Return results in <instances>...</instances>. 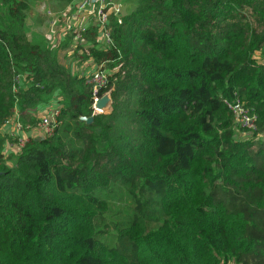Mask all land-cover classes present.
<instances>
[{"label":"trees","instance_id":"16d2710c","mask_svg":"<svg viewBox=\"0 0 264 264\" xmlns=\"http://www.w3.org/2000/svg\"><path fill=\"white\" fill-rule=\"evenodd\" d=\"M31 1L0 0V264H264V0H133L68 62L27 36ZM56 98L52 133L6 156L14 111L32 126Z\"/></svg>","mask_w":264,"mask_h":264},{"label":"built area","instance_id":"2783aa9c","mask_svg":"<svg viewBox=\"0 0 264 264\" xmlns=\"http://www.w3.org/2000/svg\"><path fill=\"white\" fill-rule=\"evenodd\" d=\"M88 12L90 20L92 19L95 23L98 24V36L97 43L100 49L108 48L111 43V34L108 27V20L111 14H119L121 12V4L116 3L114 0H80L74 7L75 17L80 16L81 14ZM48 16L54 17L52 12L47 13ZM52 19V21H55ZM69 32L74 35V46L77 45L78 40L80 39L79 31L81 29H76L75 27H70ZM82 41V40H81ZM102 65H97L96 68L91 71L89 74L84 75L86 83L92 86L93 91V109L96 113H102L107 110V108H98L96 107L97 101L105 94H100V90L105 88L108 83V72L102 68ZM23 76L18 73L14 76V85L13 90L16 91L19 84L22 82ZM58 99H55V107L52 106L49 111L43 116L37 118V122L34 125H24L19 119V113L14 111L12 118L5 124L9 126V130L5 134L7 137L15 138L16 141L12 143L11 150L12 153H16L18 150L23 148L32 136L28 135L29 131L33 129L40 130L42 136H48L52 133L55 125L57 124V116L59 114ZM54 101V100H53ZM227 107L234 113L236 121L244 126L253 128L252 121L254 116H252L239 99L234 101H224ZM6 143H9L7 141Z\"/></svg>","mask_w":264,"mask_h":264},{"label":"crops","instance_id":"0c3cea01","mask_svg":"<svg viewBox=\"0 0 264 264\" xmlns=\"http://www.w3.org/2000/svg\"><path fill=\"white\" fill-rule=\"evenodd\" d=\"M80 0H33L30 2L31 9L26 18L25 22V32L28 37L34 38L44 44H52L55 46H60L59 56L61 58L71 55L74 49V40H71L72 34L69 32L70 27H75L76 29L84 30L88 28L94 21L89 17V13L85 12L78 17L73 16L74 7ZM116 1V0H114ZM130 1V3H129ZM133 4V0H127V5H125L124 13L128 12L131 8L130 5ZM56 11L57 18L52 21L48 16V12ZM66 44L63 46V44ZM89 44L88 40H82L80 45L85 47ZM69 57V56H68ZM70 60V59H69ZM71 70L79 76H84L89 74L96 68V63L92 58L80 61L79 59H73L70 62ZM55 100L48 104H42L35 109L34 115L38 118L43 116L49 111V109L54 106ZM109 106L107 105V109ZM9 130L8 125H4L1 128L3 133ZM29 136L32 138H38L42 136L40 130L33 129L28 132ZM12 142L5 143L3 152L6 156L12 154L11 150Z\"/></svg>","mask_w":264,"mask_h":264},{"label":"rangeland","instance_id":"374dc122","mask_svg":"<svg viewBox=\"0 0 264 264\" xmlns=\"http://www.w3.org/2000/svg\"><path fill=\"white\" fill-rule=\"evenodd\" d=\"M116 3L121 4V12H124V11H125L124 7H125V5H127V0H116ZM129 3H130V1H129ZM130 6H131V5H130ZM53 12H54V13H53V16H54V17H50V16H49V18H51V19L54 20V18H57V15H56V13H55L56 11H53ZM94 23H95V22H94ZM94 23H92V24H94ZM92 24H91V25H92ZM84 30H85V29H84ZM60 58H61V57H60ZM70 58H71V57H67V56H66V58H65V57H64V58H61V60L64 61V62H66V61L68 62ZM107 95L109 96V93H107ZM109 104H110V98H109L108 106H109ZM236 122H237V121H236ZM250 129H253V128H249V127H248V131L245 132L243 136H245V135H249V134H250ZM241 132H243V131H242V130H241L240 132L238 131V133L235 135V137H236L237 139L240 138V133H241ZM241 138H242V137H241ZM241 138H240V139H241Z\"/></svg>","mask_w":264,"mask_h":264},{"label":"water","instance_id":"95a60500","mask_svg":"<svg viewBox=\"0 0 264 264\" xmlns=\"http://www.w3.org/2000/svg\"><path fill=\"white\" fill-rule=\"evenodd\" d=\"M108 102H109V96L108 95H104L97 101L96 107L105 108L106 109L107 105H108ZM83 120L89 121L90 119L83 118ZM38 138H40V137H38Z\"/></svg>","mask_w":264,"mask_h":264}]
</instances>
